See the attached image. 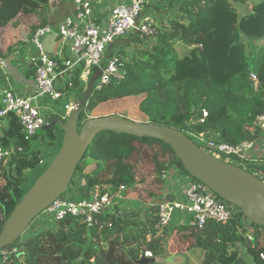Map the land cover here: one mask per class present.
I'll use <instances>...</instances> for the list:
<instances>
[{
  "label": "trees",
  "instance_id": "1",
  "mask_svg": "<svg viewBox=\"0 0 264 264\" xmlns=\"http://www.w3.org/2000/svg\"><path fill=\"white\" fill-rule=\"evenodd\" d=\"M247 4H252L250 14L240 15L235 6ZM49 15L50 0H0V40L4 44L0 58L25 44L37 28L46 26ZM27 17L29 21L24 19ZM145 39L134 34L126 43ZM152 39L150 48L137 51L129 61L118 59L125 71L122 81H111L100 90L93 87L79 128L97 106L137 97L141 98L137 113L142 120L135 122H150L183 134L203 132L229 145L257 140L260 132L255 121L264 115V85L255 89L249 75L255 73L263 82L264 0H181L175 16L160 22ZM178 45L187 48L185 55L179 56ZM112 58L108 49L105 60ZM84 91L81 89L77 99ZM203 112L207 117L200 122ZM6 119L9 132L1 133V144L6 147L15 140V146L22 149L5 164L6 170L0 171V230L46 169L45 160L59 151L63 139L55 125L43 129L44 137L35 134L25 142L15 116ZM32 140L39 146L32 147ZM140 148L150 152L151 180L156 187L152 196L158 195L162 176L169 170L177 169L190 177L162 141L105 131L96 137L76 168L79 172L94 166L84 175L87 188L82 190L95 185H107L110 191L127 186L133 191L132 197L138 187L135 155ZM42 166L26 186L24 173ZM127 205L97 216L90 228L81 218L68 216L51 228L35 232L25 243L9 245L6 248H17L10 264H136L144 251H151L154 260L160 255L177 261L185 253H196L199 264H264V228L251 223L245 226L247 219L240 210L226 224L210 221L199 230L187 225L173 227L172 223L159 237L154 229L157 204L142 211ZM176 232L184 234L188 246L184 253L168 254L165 243Z\"/></svg>",
  "mask_w": 264,
  "mask_h": 264
},
{
  "label": "built area",
  "instance_id": "2",
  "mask_svg": "<svg viewBox=\"0 0 264 264\" xmlns=\"http://www.w3.org/2000/svg\"><path fill=\"white\" fill-rule=\"evenodd\" d=\"M71 1L73 13L61 21L55 32L59 45L55 56L48 55L41 42L42 38L53 33L50 26L37 28L30 38L29 46L35 53L29 58V70L33 73L35 87L33 94L16 93V81L8 71L9 66L17 67L21 55L27 52L28 47L22 48V54L18 51L0 58V80L3 82L0 121L10 115L15 116L25 142H29L37 130L49 125L52 118L62 121L68 119L77 102L73 93L86 89L95 70L101 69V75L94 83L96 90L111 81L120 82L124 79L125 71L117 58L108 59L102 68L108 47L115 41L127 40L134 34L140 38H152L156 34V27L151 16L145 13L154 3L158 5L165 0H130L128 3L115 4L107 17L101 20L95 18L89 0ZM249 79L255 89L264 85V79L260 82L255 73H250ZM51 106L61 108L63 115L57 116ZM206 117L207 113L203 112L200 122ZM255 126L263 137L259 134L257 140L242 141L236 145L219 142L203 132H187L185 135L210 156L235 165L264 182V115L256 118ZM1 133L0 130V136ZM21 149L20 146L11 144L5 147L0 141V164L8 163ZM236 161L239 165L234 163ZM86 188L85 178L78 172L71 181L67 195L53 201L41 214L55 225L68 216L78 217L90 228L96 223L97 216L114 213L118 204L134 200L127 186L110 191L107 185H95L84 192ZM236 209L202 183L191 179L185 193V202L164 199L157 204V223L154 229L156 235L160 236L179 213L187 214L190 221L186 224L179 221L177 226L187 225L199 230L210 221L226 224L237 213ZM16 254V247L0 250L1 263L10 264ZM143 257L154 259L151 251H144Z\"/></svg>",
  "mask_w": 264,
  "mask_h": 264
},
{
  "label": "water",
  "instance_id": "3",
  "mask_svg": "<svg viewBox=\"0 0 264 264\" xmlns=\"http://www.w3.org/2000/svg\"><path fill=\"white\" fill-rule=\"evenodd\" d=\"M126 42L115 41L108 49ZM106 64L107 60H104L102 68ZM100 75L101 69L93 72L82 97L77 99L74 111L66 121L52 118L49 125L43 128L59 127L63 133L61 147L4 221L0 230V250L33 238L34 235L21 240L30 223L67 192L85 152L96 137L105 131L162 141L170 147L191 178L240 210L251 224L264 228V182L235 165L205 153L182 132L116 115L90 118L79 128V118ZM154 261L141 256L135 262L153 264Z\"/></svg>",
  "mask_w": 264,
  "mask_h": 264
},
{
  "label": "rangeland",
  "instance_id": "4",
  "mask_svg": "<svg viewBox=\"0 0 264 264\" xmlns=\"http://www.w3.org/2000/svg\"><path fill=\"white\" fill-rule=\"evenodd\" d=\"M164 2L168 3L169 0H165ZM51 3H53V2H51ZM178 3H179V0H177L175 4L178 5ZM152 7H155V3ZM157 7H158V5L155 8L157 9ZM251 7H252V4H247L245 6H239V5L235 6L237 12L242 16L250 14ZM156 9L151 8L150 11H147L145 14L146 15L154 14V17L151 16V18L154 22V26L158 27L160 25V23L157 22V19L159 18L158 16H161V18H164V16L167 13L170 14V12H169V10H162V9L160 10V8H158L157 10ZM173 9L171 10V13L175 12V10L173 11ZM162 11H165L166 14L162 15V13H163ZM171 16L174 17V15H169V17H167V18L168 19L173 18ZM29 18H32V17H29ZM24 19L26 21H29L28 17L24 18ZM167 21L164 20V22H167ZM30 22H33V20ZM164 22H162V23H164ZM20 35L22 37L25 36V34L22 32ZM129 37H131V35H129ZM47 38L48 37H44L41 39L43 47H45V48H46V40L45 39H47ZM123 40H125V39H123ZM152 44H153V39L147 38L145 40L140 41L139 43L135 42V43H130L129 45H127V43L114 45L110 48V50H111L114 58L129 61L131 59V57L137 51H139V50L143 51L145 48L146 49L150 48ZM6 45H7V43H6ZM26 45L29 46L28 43ZM3 46H4V44H2V40H0V49ZM176 50H177L179 56H183L187 53V48H185L183 46H179V45L176 46ZM73 96L77 98L78 93H73ZM140 99L141 98H137V97H128V98H123V99H116V100H113V101H110V102H107V103H104V104L97 106L87 116H88V118H97V117H102V116L116 115L118 117H121V118H124L127 120H131V121L142 120V118L137 113V109H138L137 106H138ZM46 102H49V101H46ZM53 106H55V105H53ZM53 106H51V109L53 111H55L57 116L63 115L61 108H57V107H53ZM59 106H61V105H59ZM36 135H41L44 137L43 129L37 130ZM14 141H11L10 144L15 145ZM30 144L32 147L39 146V143L37 141H34V140H32L30 142ZM43 149H45L47 151V148L43 147ZM52 158H47L45 160V162H47V164H46L47 166L49 165ZM135 158H136V173H137L138 187L136 188L134 194L132 195L134 200H132L130 202L120 203L116 207H119V208L121 207L120 209H124L125 205L129 204V205H127V207L129 209H133L135 211L136 210L142 211L148 205H152L154 203H156V204L161 203L168 196H170L173 200H177L179 198L178 194H179V192H181V188L179 187L180 183H176V182L174 183V178L176 177V178H179L180 180L186 179L185 178V177H187L186 175L180 173L177 169L169 170L165 175L163 187L159 190L158 195L154 197L152 195L155 193L156 187L153 186L152 180H151L152 179L151 176L153 174V167H152V163L150 160L149 150H147L146 148H140L137 155H135ZM234 163L236 165H239V163L237 161ZM6 165H7V163H6ZM6 165L5 166L2 165L0 171H2V169L6 170V168H7ZM241 167L246 169L245 166H241ZM43 168H44V166L38 168L36 171H27L24 173V176L27 177V182H26L27 185L26 186L31 185L33 180L39 174V171L42 170ZM91 169H92V167H90V165L88 167H83L82 171H79V174L81 176H84L86 173H90ZM77 174H78V172H76L75 175H77ZM77 178H78V176H76L75 180H77ZM73 179H74V176H73L72 180ZM176 185H179V186L177 187ZM131 192H133V191H131ZM66 195H67V192L63 196H66ZM165 195H168V196H165ZM177 201H179V200H177ZM136 202H138V204ZM186 215L187 214L179 213V214H176L174 216V218L177 221H179L181 219L187 221L188 218ZM189 221L190 220H188V222ZM54 225L55 224L48 222V219L45 215L40 214L30 223V225L28 226V228L24 232L22 239L25 240L26 238L33 236L35 232H37L38 230H41V228H44L45 226L50 228V227H53ZM175 225H176V222L173 223V227ZM244 225H248L247 227H249L250 222L248 220H246V221H244ZM162 235H163V233L159 237H162ZM186 235H188V234H186ZM165 244L167 245L168 254L169 253H176V252H180V251H182L184 253L186 247L188 246V242L185 240L184 234L181 232L174 233L173 236H171L169 238V242L167 241ZM187 256H188V258H187ZM197 256H198V254H196V253L193 255L190 253H185L181 258H177V261H172L169 259L166 260V259L162 258L163 256L159 255L155 259L153 264H199V259ZM248 261H249V258H248ZM0 264H2L1 259H0Z\"/></svg>",
  "mask_w": 264,
  "mask_h": 264
},
{
  "label": "crops",
  "instance_id": "5",
  "mask_svg": "<svg viewBox=\"0 0 264 264\" xmlns=\"http://www.w3.org/2000/svg\"><path fill=\"white\" fill-rule=\"evenodd\" d=\"M92 3V7H93V12H94V16L96 19L101 20L107 17V14L109 13V10L115 5V4H124V3H128L130 0H89ZM177 0H169L168 3L163 2L158 4V8H160V10H169L170 14H166L165 11H162V15L166 14L164 16V18H161V16H158L159 18L157 19V22H164V20H169L167 17H169V15H174L175 16V12L171 13V10L173 9V11L177 9V7L179 6L181 0H179L178 5H176ZM53 2V3H51ZM176 5V6H175ZM157 5H155L156 7ZM155 7H151L149 9H147L148 11H150L151 8L156 9ZM156 9V10H157ZM159 10V11H160ZM73 13V4L71 0H50V15H49V19H48V23L47 25L50 26L53 29V33L51 35H48L46 37H48L46 40V48L44 47L46 53L50 56H55L59 50V45H58V41H57V35H56V30L59 26V24L61 23V21L67 17L70 16ZM148 16H153L154 14H150ZM173 17V16H171ZM30 39L23 44L22 46L14 49L11 53H15V52H20V54H22V48H27L28 50L25 54L21 55V58L19 59L18 65L17 67L14 66H9L8 71L9 73L14 77L15 81H16V87H15V92L16 93H23L26 95L29 94H33L35 91V87L33 84V73L31 70H29V58L30 56H33L35 53L33 51V49L26 45L27 43L29 44ZM3 90V82L0 80V95L1 92ZM0 130L2 131V133L5 132L8 133L9 132V120L8 119H3L2 121H0ZM261 137H263V135L260 134ZM90 167H92L91 170H93V165H90ZM91 172V171H90ZM186 179H179V178H174V183H180L179 185H176L177 187L179 186L181 188V192H179L178 194V199L181 202H185V193L187 191V188L189 186L190 177H185ZM165 179V176H164ZM168 196V195H165ZM164 197V196H163ZM168 199V198H165ZM172 199V198H169ZM158 201V200H157ZM176 219L173 218L172 223L176 222V226L179 224V221H184V224H186L188 222L185 220H179V221H175ZM171 223V224H172ZM170 224V225H171ZM170 227V226H169ZM175 227V226H174ZM49 228V227H47ZM47 228H41V230L47 229ZM51 228V227H50ZM39 231V230H38ZM32 235V234H31ZM188 258V256H187Z\"/></svg>",
  "mask_w": 264,
  "mask_h": 264
}]
</instances>
